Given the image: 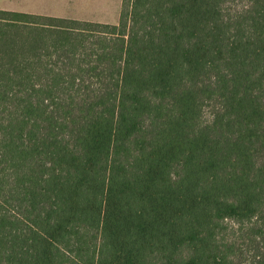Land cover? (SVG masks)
<instances>
[{
    "label": "trees",
    "instance_id": "obj_1",
    "mask_svg": "<svg viewBox=\"0 0 264 264\" xmlns=\"http://www.w3.org/2000/svg\"><path fill=\"white\" fill-rule=\"evenodd\" d=\"M0 264H264V0L0 9Z\"/></svg>",
    "mask_w": 264,
    "mask_h": 264
},
{
    "label": "rangeland",
    "instance_id": "obj_2",
    "mask_svg": "<svg viewBox=\"0 0 264 264\" xmlns=\"http://www.w3.org/2000/svg\"><path fill=\"white\" fill-rule=\"evenodd\" d=\"M0 9L116 25L121 0H0Z\"/></svg>",
    "mask_w": 264,
    "mask_h": 264
},
{
    "label": "crops",
    "instance_id": "obj_3",
    "mask_svg": "<svg viewBox=\"0 0 264 264\" xmlns=\"http://www.w3.org/2000/svg\"><path fill=\"white\" fill-rule=\"evenodd\" d=\"M93 1H100V2H102V1H104V0H93ZM122 4H123V0H121V8H122ZM45 16H50V15H45ZM76 20V19H75Z\"/></svg>",
    "mask_w": 264,
    "mask_h": 264
}]
</instances>
